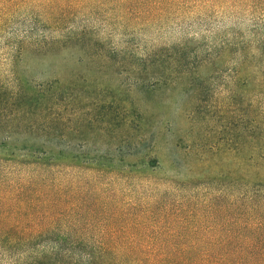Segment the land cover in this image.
Segmentation results:
<instances>
[{
	"label": "rangeland",
	"instance_id": "obj_1",
	"mask_svg": "<svg viewBox=\"0 0 264 264\" xmlns=\"http://www.w3.org/2000/svg\"><path fill=\"white\" fill-rule=\"evenodd\" d=\"M0 13V83L48 89L63 158L0 147V264L217 245L264 264L250 189L264 169L241 137L264 121V0H0Z\"/></svg>",
	"mask_w": 264,
	"mask_h": 264
},
{
	"label": "trees",
	"instance_id": "obj_2",
	"mask_svg": "<svg viewBox=\"0 0 264 264\" xmlns=\"http://www.w3.org/2000/svg\"><path fill=\"white\" fill-rule=\"evenodd\" d=\"M2 16L3 13H0V25L3 23ZM11 48L14 51H8L7 56L13 57L15 52V58L20 57L24 50V46L19 42H14ZM262 50L263 43L257 47V51L264 54ZM256 62L257 58L250 59L247 53H243L244 78H248L252 71L251 67ZM15 78L12 74V80L16 82L14 87H8L11 80H7L9 83L6 84L0 83V133H2L0 147L25 151V155L22 154L20 157L21 163L38 165L62 163V152L59 149L61 136L57 133L59 118H48L46 115L48 107L46 91L48 89L30 90L29 87L25 88L18 78ZM257 85L259 87L260 84L257 83ZM260 93L261 91H258V94ZM13 133L22 134L21 141H12L9 137ZM241 137L242 151L245 153L250 149L247 146L249 140V146H253V155L257 159L258 168L264 169V121L261 119V111L257 113L253 123L244 122ZM249 152L252 153L251 150ZM8 155V158L14 156L11 152ZM253 155L251 159L254 160ZM249 159L250 157L246 159V163ZM251 184L253 185L250 186V189L257 201L264 200V179L259 182H251ZM254 186L255 188H252ZM38 236V234H30L16 240L21 244L31 243L37 240ZM221 247V245H217L199 250H150L149 252L142 249L124 251L113 249L109 253L110 264H255V261H250L256 258L255 255L225 251ZM103 256V254L100 256V260ZM22 264H75V262L62 259L51 253L49 255L36 253L30 257L28 262Z\"/></svg>",
	"mask_w": 264,
	"mask_h": 264
}]
</instances>
